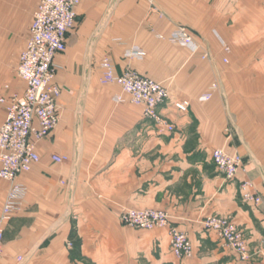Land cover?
I'll return each instance as SVG.
<instances>
[{"label": "crops", "instance_id": "0c3cea01", "mask_svg": "<svg viewBox=\"0 0 264 264\" xmlns=\"http://www.w3.org/2000/svg\"><path fill=\"white\" fill-rule=\"evenodd\" d=\"M25 1L0 0V24L19 22ZM37 6L26 11L31 22ZM77 12L55 56L59 122L36 144L41 161L17 179L27 189L22 205L9 221L0 207V264H264V0H82ZM183 27L199 51L170 39ZM135 47L140 59L127 55ZM106 55L119 74L134 69L168 86L159 112L175 131L161 132L143 105L118 102L121 86L100 81ZM8 86L0 96L26 88L18 73ZM185 99L186 113L173 105ZM5 115L0 103V124ZM216 147L243 156L235 178L216 168ZM56 154L67 160L55 162ZM246 179L261 205L242 200ZM126 208L166 211L193 254L174 255L167 228L124 224ZM214 214L242 230L248 258L205 228Z\"/></svg>", "mask_w": 264, "mask_h": 264}, {"label": "built area", "instance_id": "2783aa9c", "mask_svg": "<svg viewBox=\"0 0 264 264\" xmlns=\"http://www.w3.org/2000/svg\"><path fill=\"white\" fill-rule=\"evenodd\" d=\"M81 2L82 0H40L30 25V35L19 56L17 73L25 82L26 88L23 93L12 92L10 96H0V103L4 105L6 113L5 121L0 124V177L11 184L1 214L2 221H9L22 205L27 189L17 179L21 173L32 170L41 161L36 144L47 137L59 122L58 98L62 88L57 82L55 56L66 50L67 34L77 23V7ZM170 39L189 47L193 52L199 51L200 44L185 27L175 29ZM224 50L228 53L230 47L225 45ZM127 55L140 59L145 54L141 47H135L129 50ZM101 70L102 84L116 83L121 86L122 92L116 96L118 102L129 100L143 105L145 116L153 120L161 132L175 131L176 126L159 112V106L171 99L165 83L140 74L134 69H127L119 74L109 55L103 58ZM217 87L218 83L214 82L201 98L211 99ZM190 104L189 99L173 102L174 107L184 113ZM212 155L216 168L228 179L235 178L244 169L245 163L241 154L229 153L223 147H216ZM51 158L55 162L67 160L66 156L58 154L52 155ZM240 194L246 204L259 206L263 203V197L256 191L250 179L241 182ZM262 212L261 222L264 223V210ZM119 216L124 224L140 229H169L173 254L179 258H189L193 254L194 245L190 237L185 231L171 225L170 216L166 211L154 208H126L121 210ZM204 226L216 232L226 245L242 258H248L247 241L234 220L210 215L205 218ZM4 236V227L0 225V255L4 249Z\"/></svg>", "mask_w": 264, "mask_h": 264}, {"label": "rangeland", "instance_id": "374dc122", "mask_svg": "<svg viewBox=\"0 0 264 264\" xmlns=\"http://www.w3.org/2000/svg\"><path fill=\"white\" fill-rule=\"evenodd\" d=\"M39 2L40 0H26L24 3H26V5L28 4L29 6L27 5L26 7L22 8L21 15L17 18L19 22L0 24V94L4 89V86H8V84L14 82L16 79V69L19 61L18 55L25 45V40L31 24V14H29V12L26 13V11L33 9V6L35 4H39ZM9 188V182L0 177L1 208L3 207L8 196Z\"/></svg>", "mask_w": 264, "mask_h": 264}]
</instances>
